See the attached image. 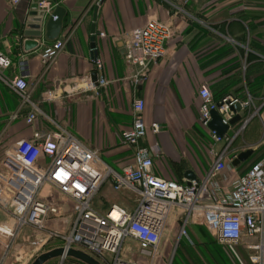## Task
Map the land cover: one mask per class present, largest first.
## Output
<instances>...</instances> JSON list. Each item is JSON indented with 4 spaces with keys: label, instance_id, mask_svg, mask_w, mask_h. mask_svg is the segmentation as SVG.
<instances>
[{
    "label": "crops",
    "instance_id": "0c3cea01",
    "mask_svg": "<svg viewBox=\"0 0 264 264\" xmlns=\"http://www.w3.org/2000/svg\"><path fill=\"white\" fill-rule=\"evenodd\" d=\"M257 1L103 0L97 4L96 0H59L66 9L59 36L54 40L41 39L37 49L26 52L22 29L26 24V14L38 2L21 0L14 5L9 0H0V50L13 62L7 75H26L29 90L43 112L96 150L117 171H122L124 165L134 160L133 148L123 143L121 134L132 127L134 99H144L145 121L148 124L157 121L161 126L159 133L149 132L148 138L143 141L147 145L159 142L161 146L162 153L154 156V172L168 180L184 181L188 170L197 177L205 176L214 160L213 157H206L204 138L200 135L211 134L199 120L200 86L206 83L215 89L222 80L239 75V69H233L239 59L237 50L222 57L228 50L227 43L235 40L219 33L211 34L204 27L222 26L237 37L243 33V27L263 23L253 18V9H256L253 2ZM97 5V34L95 48H92L91 28ZM239 5L245 11V20L233 15ZM54 9L47 13L48 17ZM190 11L196 12V21L188 19ZM150 18L170 23L173 36L168 41L166 56L151 69L146 80L135 86L131 78L134 67L126 63L123 52L124 36L132 29L144 26ZM102 32L104 36H101ZM66 38L65 48L54 61L43 59L42 54L47 47ZM97 59L103 62V75L108 83L93 91L87 88L86 80H93ZM50 92L55 94L54 98L48 97ZM18 110H22L20 118L12 119ZM27 111L28 107L22 105L17 93L0 80V125H4L0 147L5 152L16 141L33 137L36 126L26 124L24 116ZM241 124L237 122L231 126L227 134H238ZM247 125L251 129L250 134H264V109L259 122L252 121ZM4 156L0 158V164ZM240 167L233 171L235 178L248 169L243 172ZM105 186L108 192L122 196L123 200L102 205L96 203L99 192ZM99 192L95 207L101 212H106L113 204L130 210L135 207L134 193L127 189L116 191L111 181L104 183ZM42 195L61 205L60 213L50 217L49 226L61 233L65 229L70 231L75 218L73 202L49 187L43 189ZM185 217L183 210L174 209L171 212L155 264H168L167 259L172 257L174 250L194 241L203 246L220 243L204 224L194 221L186 224L187 235L180 237ZM6 219L7 213L0 209V222ZM29 232L28 228L25 229L23 237L7 254L0 238V264H31L34 261L28 259L32 248L25 235ZM61 245L56 242L46 251ZM136 247V251L131 252L134 253L131 259L140 264H154L140 253L137 243ZM125 256L128 257L127 254Z\"/></svg>",
    "mask_w": 264,
    "mask_h": 264
},
{
    "label": "built area",
    "instance_id": "2783aa9c",
    "mask_svg": "<svg viewBox=\"0 0 264 264\" xmlns=\"http://www.w3.org/2000/svg\"><path fill=\"white\" fill-rule=\"evenodd\" d=\"M9 1L15 5L21 0ZM37 5L45 13L55 7L50 0H39ZM104 35L102 32L101 36ZM172 36L171 24L156 18L125 34L123 52L126 63L134 67L131 78L135 86L146 80L151 69L166 56ZM67 40H57L47 47L43 59L54 61ZM12 64V59L0 50V80L28 107L24 120L36 128L32 138H22L10 146L0 164V209L8 215V219L0 222V238L6 254L28 228L25 240L32 248L28 254L32 261L53 240L61 238V246L66 250L81 249L103 264H140L123 255L124 244L132 240L138 244L140 253L153 262L171 212L180 209L186 214L180 237L187 235L189 221L199 222L230 248L239 264H264V155L235 178L232 162L240 152L229 159L227 155L238 134L220 137L209 129L213 110L219 112L223 123L229 124L237 113L251 108L252 98L241 100L227 95L216 101L209 85L202 84L198 91L200 123L211 131L215 144L227 145L212 150L214 160L205 176L168 180L154 172V156L162 153L159 142L143 143L149 132L161 131L157 121L150 124L145 121L144 99H134L132 127L121 134L123 143L133 148L134 160L117 171L96 150L43 112L32 98L26 75H7ZM103 69L102 60L97 59V82L87 78V88L97 91L107 85ZM48 97L54 98L55 94L50 92ZM21 112L16 111L12 119L20 118ZM249 121L250 118L241 119L239 132ZM108 181L116 191L127 189L134 193L133 209L113 204L101 212L95 207V198ZM46 187L73 202L75 218L69 233L62 234L49 226L50 217L60 213L61 205L42 195ZM238 247L245 248L247 262L237 252Z\"/></svg>",
    "mask_w": 264,
    "mask_h": 264
},
{
    "label": "rangeland",
    "instance_id": "374dc122",
    "mask_svg": "<svg viewBox=\"0 0 264 264\" xmlns=\"http://www.w3.org/2000/svg\"><path fill=\"white\" fill-rule=\"evenodd\" d=\"M242 0H237V2ZM243 7V6H242ZM242 7L239 5L237 10L233 12L234 16H241L244 15V10ZM263 9L261 8H256L253 9L254 11V20H258V22H263L259 23L258 29L254 30V33L252 32L253 36L256 35L258 38L259 36L264 34V27L262 24H264V12L262 11ZM182 12V11H181ZM257 12V13H255ZM192 14L188 15V19L190 21H196L197 20V14L196 12H191ZM185 14V13H184ZM261 24V25H260ZM208 32L212 33H219L226 38H233L235 41H232L230 44L237 50V53H239V59L241 62V69H240V74L243 76V73L245 74L247 67L249 66V62L247 61V56L249 55L250 52H252L251 48L249 45L250 43H253L255 40H249V36L247 38L243 35L241 41L236 40L232 36V32H229V29L221 30L223 27L222 26H209L206 25L204 27ZM174 31V30H173ZM230 33V34H229ZM243 34V33H242ZM241 34V35H242ZM254 38V37H253ZM237 62V61H236ZM232 66V64H230ZM241 76H235L234 77V85H233V90L235 93L240 96V97H246L245 99H248L246 95H249V89L248 85L246 83V76L244 77ZM239 78H243L242 81H239ZM233 79V78H232ZM242 87V88H241ZM238 89V90H237ZM245 92V93H244ZM251 95V94H250ZM252 111L255 114L256 121L258 122L261 116V111L264 109V102L258 103L255 102L254 98L252 97ZM260 124V123H259ZM257 125L258 129L260 130L261 126ZM0 134H2L4 125L3 127L0 125ZM246 128V127H245ZM244 129H242L240 132H244ZM14 129L13 131H15ZM239 132V133H240ZM237 135V140L234 142V145L230 147L229 152H228V159L237 151H243V149H252L254 150L253 154L247 159L244 164L241 165L240 169H242L243 172H245L249 165L264 155V134L258 133V134H239ZM15 134V133H14ZM204 138V144H205V155L207 158L213 157L212 155V150H221L225 148L227 143H223L221 145H217L214 143L212 137L210 134H200ZM232 135V134H231ZM254 137L253 140L251 141H245V139L249 137ZM122 140V139H121ZM5 154V149H1L0 147V158H2ZM250 159V160H249ZM211 162V160H210ZM244 168V169H243ZM245 170V171H244ZM105 195V196H104ZM123 200L122 196H117L114 192L109 191L107 189V186L103 187L101 191L99 192L98 198H96V203L101 204L102 203H118ZM62 230V229H61ZM65 232L62 234L67 233V229L64 230ZM215 239V238H214ZM216 241V239H215ZM57 242V244H63V241L61 238L53 240L47 248L51 247ZM46 248V250H47ZM136 243H128L126 242L123 247V255L127 254L128 257L132 258L134 253L132 254L131 252L136 251ZM237 252L240 254L241 258L243 259L244 262L248 261L247 258V252L241 248L238 247ZM67 260V261H66ZM184 260H189V262H185ZM157 260H155L153 263L155 264ZM167 261L169 262L168 264H239L238 259L236 256H234L233 252L229 249L227 245L217 243V246L215 245H205L203 246L199 241H194L191 244H187L184 246H180L178 249L174 250L172 257H168ZM62 259L58 258L56 261V264H61ZM62 264H85L84 262L78 260V259H68L66 257L63 261Z\"/></svg>",
    "mask_w": 264,
    "mask_h": 264
},
{
    "label": "water",
    "instance_id": "95a60500",
    "mask_svg": "<svg viewBox=\"0 0 264 264\" xmlns=\"http://www.w3.org/2000/svg\"><path fill=\"white\" fill-rule=\"evenodd\" d=\"M36 3L39 0H35ZM55 4V9L52 14L48 17L47 13L38 9V5L35 4L31 10L26 14L24 23L25 27L22 29V36L24 40V51L30 52L37 49L41 44V39L54 40L56 39L62 29L64 16L66 9L60 5L59 0H50ZM98 5L95 6L94 10V23L92 24L91 32L92 36V48H95V39L97 34L96 21L98 16ZM45 26V31L43 30ZM93 81L97 82L98 73L93 72ZM232 110L236 111L233 107ZM212 119L209 123V129L215 131L218 136L224 137L231 126L235 125L237 122L241 121V114H236L230 121L229 124L223 123V118L217 110H213ZM253 153L252 149L246 150L238 154V156L233 160L232 164L238 166L245 162ZM186 179L196 178V174L188 170L185 173ZM66 257H74L85 264H101V262L94 256L88 254L83 250L76 248L65 249L64 247H56L51 250L41 253L31 264H46L48 261L61 258L63 263Z\"/></svg>",
    "mask_w": 264,
    "mask_h": 264
},
{
    "label": "trees",
    "instance_id": "16d2710c",
    "mask_svg": "<svg viewBox=\"0 0 264 264\" xmlns=\"http://www.w3.org/2000/svg\"><path fill=\"white\" fill-rule=\"evenodd\" d=\"M253 7L261 8V9H263L262 11L264 12V0H263V2H261L260 0H258L257 2H253ZM255 13H257V12H255ZM253 14H254V11H253ZM239 17L242 18L243 20H245V14L241 15ZM196 27H197V25H196ZM258 28H259V25H250L248 27H243V29H242L243 34L242 35H238L237 37L236 36L234 37V35H232L236 40H239V41H241L243 35L246 38H247V36H249V40H252V39L255 40L253 43H250L251 45H249L252 52H250L246 58L247 61L249 62V66L247 67L245 74L243 73V76H241V74H240L241 73L240 69H241V65H242L240 60H237V62H235V66L233 69H239V76H241V77H244V75L246 76V83L248 85V89H249L250 94L254 98L255 102L262 104L264 102V34L259 36V38L256 35L253 36V34H252V32L254 33V30L258 29ZM221 30H223L225 32V30H227V29L225 27H223ZM226 46H227L228 50H226L225 54L222 55V57H224L226 55L227 56L232 55L236 52L235 48H232L233 46L231 44L227 43ZM242 79L243 78H239V81H242ZM233 80H234V78L222 80L221 82L216 84L215 89L210 88L213 95H214V99L216 101L222 100L227 95H233V96L238 97L241 100H246L245 99L246 97L238 96L235 93L236 90L232 91L234 89L233 88V85H234ZM32 98H33V96H32ZM33 100L35 101L34 98H33ZM245 111L246 112L249 111L250 113H253L252 107L250 109H246ZM255 117L252 120H250V122H252V121L255 122L256 121ZM247 126H246L244 132L239 133V134H250L251 129H249V127H247ZM237 138L238 137H236L234 139V141L231 143L230 147L234 145V142L237 140ZM253 139H254V137L252 136V137H249L248 139L246 138L245 141H251ZM246 161H248V160H246ZM245 162L241 163L238 166H235V168H239ZM57 259L58 258L52 259V260L48 261L46 264H56ZM68 259H76V258L68 257Z\"/></svg>",
    "mask_w": 264,
    "mask_h": 264
},
{
    "label": "bare ground",
    "instance_id": "6f19581e",
    "mask_svg": "<svg viewBox=\"0 0 264 264\" xmlns=\"http://www.w3.org/2000/svg\"><path fill=\"white\" fill-rule=\"evenodd\" d=\"M251 98V95L249 94V95H247V98ZM242 113H243V115L241 116V119H247V118H250V120H252L254 117H255V114L254 113H250L249 111H242ZM249 150V149H248ZM244 151H246V149H243V151L241 150V151H237V152H244ZM253 152H254V150H253ZM253 154V153H252ZM263 156V155H262ZM222 244V243H221ZM225 245V244H224ZM230 249V248H229ZM236 250H238V248L236 249ZM97 259V258H96ZM152 259H155V258H152ZM153 262H154V260H153ZM152 262V260H151V263H153Z\"/></svg>",
    "mask_w": 264,
    "mask_h": 264
}]
</instances>
